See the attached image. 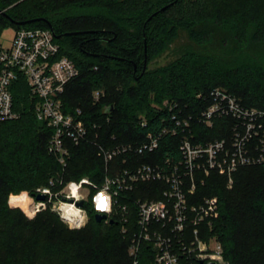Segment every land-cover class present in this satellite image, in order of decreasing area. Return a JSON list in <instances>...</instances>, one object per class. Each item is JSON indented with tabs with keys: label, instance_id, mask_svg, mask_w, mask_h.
I'll return each mask as SVG.
<instances>
[{
	"label": "trees",
	"instance_id": "16d2710c",
	"mask_svg": "<svg viewBox=\"0 0 264 264\" xmlns=\"http://www.w3.org/2000/svg\"><path fill=\"white\" fill-rule=\"evenodd\" d=\"M221 1L210 17L204 0H65L57 7V0H0L5 14L0 13V29L50 27L61 36L55 39L59 55L79 71L65 87L62 109L69 115L79 110L88 130L86 141L69 143L63 169L47 150L51 131L35 119L24 80L14 83L20 117L0 122V264H131L127 249L134 225L130 234H122L116 221L97 223L92 205L84 203L88 226L69 230L49 211L28 219L8 209V196L59 176L68 181L87 176L100 185L105 165L97 145L111 149L142 143L167 114L151 103H176L192 117L193 141L201 143L224 136L217 122L212 128L200 122L208 105L204 99L216 87L246 108L264 110V16L250 35L247 28L254 22L244 25L241 14L231 16L229 9V19L221 16L231 3ZM94 91L105 96L93 100ZM106 96L109 102L103 101ZM107 106H113L110 114H104ZM140 115L149 121L146 128L139 126ZM179 140L165 138L153 154L122 155L112 164L123 169L131 162L176 158ZM232 178L228 186L223 175L211 173L197 186L196 200L217 202L209 234L221 243L225 264H264V163L241 168ZM141 188L154 191L156 185ZM139 261L154 264L150 246L141 247Z\"/></svg>",
	"mask_w": 264,
	"mask_h": 264
},
{
	"label": "built area",
	"instance_id": "2783aa9c",
	"mask_svg": "<svg viewBox=\"0 0 264 264\" xmlns=\"http://www.w3.org/2000/svg\"><path fill=\"white\" fill-rule=\"evenodd\" d=\"M50 28L14 29L7 45L0 42V122L20 117L14 107L12 87L23 79L33 102L35 119L50 129L47 150L64 169L69 158V143L86 141L88 130L80 111L64 113L61 96L65 87L79 75L72 60L60 56L59 45ZM101 93L95 94L97 101ZM200 122L212 128L217 122L224 136L208 142H194L192 117L183 114L176 103L155 107L166 110L158 127L145 134L139 145L128 144L108 149L97 145L103 158L105 176L97 190L106 196L104 205L112 219L120 224L122 234L132 232L127 253L131 264H139L140 249L148 245L153 251L154 264H225L221 243L209 232L217 217V202L212 197L196 200L197 186L216 172L231 181L239 169L264 163V110L246 108L230 93L214 89L204 99ZM139 126L149 121L140 115ZM180 137L178 157L165 156L160 161L116 169L113 161L128 154L148 155L159 149L165 138ZM94 143V142H93ZM123 159V163H126ZM60 179H51L39 186L33 195V211L38 213L50 205L69 229H81L88 219L82 191L94 187L88 178L72 180L63 185L60 194L55 188ZM154 184V191L141 190L142 185ZM136 193L142 197L134 196ZM154 196L156 199H146ZM83 201V206L76 205ZM134 218V223L132 219Z\"/></svg>",
	"mask_w": 264,
	"mask_h": 264
},
{
	"label": "rangeland",
	"instance_id": "374dc122",
	"mask_svg": "<svg viewBox=\"0 0 264 264\" xmlns=\"http://www.w3.org/2000/svg\"><path fill=\"white\" fill-rule=\"evenodd\" d=\"M230 1H231V3H229V7L228 8L225 7V9H222L224 11H222L223 13L221 14V16H224V17L229 19L228 10H227V9H229L231 16L233 14H241L240 19L244 22V25H248L250 21H253L254 22L253 25L247 28L248 33L250 32V35H251L253 30H256L258 28L257 22L259 21V19H261V17L264 16V0H230ZM57 2H58V4L55 5V7L63 6V3L65 2V0H57ZM221 4H222L221 0H204V6H206L209 10L208 16L211 17L213 14V11L220 9ZM259 24H261V22ZM262 24H264V23H262ZM13 32H14V28H12L11 26H6L5 28L0 29V42H1V44H3L4 46L7 45L13 37ZM260 34L264 35V27L261 28ZM249 85L253 86L256 84L249 83ZM217 88L224 89L223 87H219V86L216 87V89ZM97 92L98 91L92 92V99L93 100H95V94ZM99 93H101V94H103V96H105L104 91H100ZM103 101L109 102V98L106 96L103 98ZM167 102H168L167 100H164L161 104L151 103L150 106L155 108V107L161 106ZM83 177L90 179L87 176H83ZM83 177H81V178H83ZM56 178L62 180V182H63L62 185L58 186L55 189V192L60 194L61 190L63 189V185L69 181H72V180H69V181H68V179L65 180L61 176L56 177ZM226 179H227L228 186H230L232 184L233 178H231V181H229L228 178H226ZM50 180L51 179H49V181ZM93 184L95 185L94 187H88L87 189H84L81 192L82 195L85 197L84 203L85 204L90 203L92 205L94 212H96V213L104 214L102 212V209L107 213L111 212L112 208L109 204H106L103 206V208H101V206H100L101 205V199H103V201H104L106 196H104L103 194H100V192L97 190V187L100 186L99 184H97L95 182H93ZM35 189H36V187L32 186L31 188H29V190L22 191L19 194H10L7 198V203H6L8 209L19 210L28 219H32L34 216H36L37 214H39L43 211H49L50 213H53L58 217V215L51 210L50 205H47L46 208H44L42 211H40L38 213L33 211V208H32L33 205L32 204H33V199H35V196L33 195ZM85 210L87 211L86 208H85ZM58 219L63 224V226H65L67 229H69V227L65 223H63L59 217H58ZM104 221H105L104 223H108V221H106V220H104ZM88 224H89V217L87 219V223L81 229H78V230H82V229L86 228L88 226ZM69 230H71V229H69Z\"/></svg>",
	"mask_w": 264,
	"mask_h": 264
},
{
	"label": "water",
	"instance_id": "95a60500",
	"mask_svg": "<svg viewBox=\"0 0 264 264\" xmlns=\"http://www.w3.org/2000/svg\"><path fill=\"white\" fill-rule=\"evenodd\" d=\"M165 8H166V7L161 8L159 11H163ZM0 13H1V14H4V13L1 12V11H0ZM156 13H157V12H156ZM156 13H154L152 16L156 15ZM4 15H5V14H4ZM152 16H151V17H152ZM151 17H150V18H151ZM150 18H149V19H150ZM26 23H28V22H21V23H18V24L23 25V24H26ZM49 28H50V27H49ZM50 29H51V28H50ZM51 31H52V29H51ZM52 33H53L54 37L57 38V39L61 37V36H55V34H54L53 31H52ZM71 34H73V33H67L66 35H71ZM143 71H144V70H143ZM142 73H143V72H142ZM142 73H141V75H142ZM112 111H113V106H107V107L104 108V114H110ZM35 199H36L37 201H42V200L45 199V197H44L43 195H39V194H38V195L35 196ZM76 205L79 206V207H82V206H83V201H79V202H77ZM94 219H95V221H96L97 223H100V222H102V221H104V220L107 219V215H106V214H102V213H96V214L94 215ZM108 223H109V224H116V222L113 221L112 219H109V220H108ZM211 264H214V263H211Z\"/></svg>",
	"mask_w": 264,
	"mask_h": 264
},
{
	"label": "clouds",
	"instance_id": "9594fccd",
	"mask_svg": "<svg viewBox=\"0 0 264 264\" xmlns=\"http://www.w3.org/2000/svg\"><path fill=\"white\" fill-rule=\"evenodd\" d=\"M102 201H103V199H101V202H102ZM100 206H101V208H103V205H102V203H101V205H100Z\"/></svg>",
	"mask_w": 264,
	"mask_h": 264
},
{
	"label": "snow or ice",
	"instance_id": "6c2138e0",
	"mask_svg": "<svg viewBox=\"0 0 264 264\" xmlns=\"http://www.w3.org/2000/svg\"><path fill=\"white\" fill-rule=\"evenodd\" d=\"M101 203H102V205L104 206V202L102 201Z\"/></svg>",
	"mask_w": 264,
	"mask_h": 264
}]
</instances>
